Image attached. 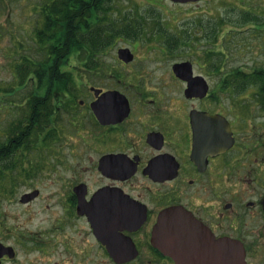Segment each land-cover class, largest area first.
<instances>
[{
  "label": "flooded vegetation",
  "instance_id": "flooded-vegetation-1",
  "mask_svg": "<svg viewBox=\"0 0 264 264\" xmlns=\"http://www.w3.org/2000/svg\"><path fill=\"white\" fill-rule=\"evenodd\" d=\"M154 2L199 24L187 52L156 35L103 37L108 45L65 56L58 84L34 86L47 106L39 140L62 157L60 179L45 183L34 227L0 213V264H264V85L213 64L211 27L189 16L210 0ZM258 12L247 24L263 29ZM169 23L147 10L131 24ZM12 105L1 139L19 153ZM41 194L30 187L18 204Z\"/></svg>",
  "mask_w": 264,
  "mask_h": 264
},
{
  "label": "rangeland",
  "instance_id": "rangeland-1",
  "mask_svg": "<svg viewBox=\"0 0 264 264\" xmlns=\"http://www.w3.org/2000/svg\"><path fill=\"white\" fill-rule=\"evenodd\" d=\"M44 1L46 0H0V139L1 133L10 124L12 110L16 109L12 103L21 105V102L24 101L25 91L29 89V86L38 84L34 79L32 84L20 85L14 64L19 62L20 54L25 52H28L33 56L34 61H37V46L33 42L32 34L35 27L40 24L39 11ZM110 2L108 12L103 16V22L112 21V24L114 26L116 24L117 28L127 25L135 27L131 24L132 21L144 20L147 10L155 12V15L161 20L169 21V26L164 28L136 27L141 29L140 36L156 35V37L167 38L170 46H168V52L170 53L187 52L190 38L196 35L195 30H199L197 27L199 24L192 26L190 23H185L190 20L186 17L187 14L180 11L175 12L167 2L162 7L156 6L155 2L151 3L152 0H111ZM246 10L262 14L258 11L264 10V0H210V7L206 12L196 13L195 17L189 16L192 20L204 21L211 27L207 29L206 34L210 31V51L212 62L216 67H220L222 63L224 71L229 74V79L233 80H235L236 71L240 70L243 73V82L241 80V83L259 85L260 80L257 78V74L264 68V28L258 29L252 27V24L243 26L232 22L242 17ZM225 22H227L226 25ZM171 25L175 27H171ZM203 34V29H201V35ZM118 36L120 35L116 37ZM119 45L122 43L107 50V53H115L116 47ZM135 52H145L144 45H137ZM70 63L73 64V68L74 65H78L75 58L71 59ZM231 73L233 74L231 75ZM23 152H25L22 154L25 159L21 160V157L24 156L20 155L13 172V182L17 184L19 182V185L13 187L10 175L0 180V213L6 214L8 223H11L10 219L17 215L20 221L34 227L43 217V213H46L43 209L46 202L45 193L48 190L45 188V183L60 179L62 166L59 161L62 157L57 156L58 161L44 149H26ZM4 159L6 160L7 157ZM7 168L9 167L7 166ZM21 168L31 169L33 175H26ZM26 182H30L32 185ZM7 183L11 184L9 189L3 187V184ZM33 186L41 189V197L32 203L20 206L18 204L19 195ZM3 190L7 196L1 195Z\"/></svg>",
  "mask_w": 264,
  "mask_h": 264
},
{
  "label": "trees",
  "instance_id": "trees-1",
  "mask_svg": "<svg viewBox=\"0 0 264 264\" xmlns=\"http://www.w3.org/2000/svg\"><path fill=\"white\" fill-rule=\"evenodd\" d=\"M111 0H46L41 5L39 14L40 24L35 27L32 39L37 46L36 60L28 52L21 53L19 62L14 64L18 72L20 85L32 84L34 79L37 86L58 84L55 82L61 73L60 63L71 51L93 52L95 48H101L108 43H103V37L137 36L141 29L130 25L117 28L113 22H103V16L108 12ZM106 18V16H105ZM115 20V19H113ZM82 37V42L78 38ZM98 39V40H97ZM26 50V49H25ZM84 66H91L92 58H83ZM264 68L258 72L260 84L264 85ZM70 77V73H67ZM53 81V82H52ZM34 86V85H32ZM25 91L24 101L21 102L17 121L18 138L20 148L16 155L13 141H0V180L10 175L13 179L16 162L20 155L25 154L26 149H44L39 140L44 129V121L47 106L42 95L44 90L32 88ZM13 125H9V134L13 132ZM24 156V155H22ZM7 157V161L4 159ZM21 157V160H24ZM22 163V162H21ZM7 166L9 168H7ZM26 175H30L31 169L21 168ZM32 171V170H31Z\"/></svg>",
  "mask_w": 264,
  "mask_h": 264
},
{
  "label": "water",
  "instance_id": "water-1",
  "mask_svg": "<svg viewBox=\"0 0 264 264\" xmlns=\"http://www.w3.org/2000/svg\"><path fill=\"white\" fill-rule=\"evenodd\" d=\"M120 52H123V53H126V52H128V50L127 49H120ZM35 193H32V194H30V195H28V196H33Z\"/></svg>",
  "mask_w": 264,
  "mask_h": 264
}]
</instances>
